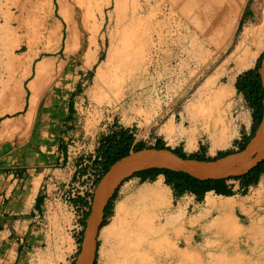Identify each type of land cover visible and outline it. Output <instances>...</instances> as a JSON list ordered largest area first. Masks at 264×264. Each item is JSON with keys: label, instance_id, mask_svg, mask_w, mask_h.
Here are the masks:
<instances>
[{"label": "rangeland", "instance_id": "rangeland-1", "mask_svg": "<svg viewBox=\"0 0 264 264\" xmlns=\"http://www.w3.org/2000/svg\"><path fill=\"white\" fill-rule=\"evenodd\" d=\"M174 2L175 0H0V97L8 96L10 92L15 93L18 87L25 88L31 81L50 82L52 86L56 82L73 81L82 65L96 53L99 55L80 75L83 95L78 107L80 122L77 124L78 135L75 138L79 144H72L71 152H76L77 148L83 145L85 162L74 171V178L71 179L75 180L74 183L59 195L61 200L53 202L56 203L53 208L36 224V233L29 236L33 239L34 249L25 259L30 260V264L76 263L91 212L90 210L84 226L87 204L92 207L102 178L106 175L90 161L91 157L96 155V149L103 136L122 128L128 129L135 142L143 145L145 149L162 141L167 148L181 149L187 157L196 154L210 159L216 157L219 152L230 153L219 159L218 163L232 157L240 158L246 151L249 144L243 152H239L238 142L250 134L252 118L249 104L242 94L237 92L234 81L230 83L225 100H217L216 94L221 87L229 84V79L235 72V59L239 54L237 47L242 31L253 18L251 16L248 20L235 22V16L239 13L236 6L239 0H201V9L198 12L200 29L197 34L200 43L197 41L195 52L192 50L193 40H188L180 15L169 9ZM176 2L179 7L181 1ZM253 2L254 0H248V6ZM247 11L248 8H244L243 14ZM249 14L251 15L250 11ZM121 25L126 26H123L124 31L132 28L131 30L136 32L133 34L139 41L140 50L142 48V63L140 69L135 72L134 83L127 90L124 100L115 106H105L101 110L94 99L98 94L94 76L97 67L106 61L111 43L118 42L125 33L123 30L121 33ZM26 52L30 55L32 52H40L43 55L34 60L40 71L35 67V72H23L26 65L23 55ZM250 52L253 51L250 49ZM263 53L264 51L261 54ZM259 56L254 58L250 68L236 74L235 79L243 72L253 69ZM241 106L247 108L249 122L248 135L242 136L239 134L240 127L237 123ZM20 107L22 106L15 99L0 102V119L22 113ZM14 109L13 113L9 112ZM216 110L226 113V124L222 128L216 122ZM31 119L32 115L28 121ZM34 133L35 131H32L30 139L34 144H38L40 138ZM43 140V145L53 143L48 138H45V142ZM141 183L147 185L152 182L139 180L136 186ZM227 184L232 187V195L221 196L211 191L212 197L217 202H242L243 207L247 209L250 200L257 193L264 194V172L257 182L248 186H243L240 181L234 179L227 181ZM163 185L168 187L164 182ZM205 196L206 194L186 215L174 211L177 218L174 217L171 221L169 229L173 232L169 234V243L178 240L183 243L188 233L179 229L183 226L181 222L184 221L192 227L194 221H198L203 233L199 242L206 249L207 241H212L215 233L212 225L215 224L218 211L206 205ZM114 199L115 197L112 205ZM234 211V216L244 218L241 209L237 207ZM149 215L153 216L154 213L144 209L121 215L115 233L119 230L128 231L135 236H141V240H146L152 235V226L144 223L141 216ZM110 220H107V223L113 222V218ZM88 222L90 223V220ZM156 225L158 227L159 223ZM97 232L95 264H105L100 255V250L105 244L101 236L102 229ZM108 240L110 241V238ZM173 263L176 264V261H171L170 264ZM160 264H163V261Z\"/></svg>", "mask_w": 264, "mask_h": 264}, {"label": "bare ground", "instance_id": "bare-ground-1", "mask_svg": "<svg viewBox=\"0 0 264 264\" xmlns=\"http://www.w3.org/2000/svg\"><path fill=\"white\" fill-rule=\"evenodd\" d=\"M84 2H86V0H84ZM261 2L262 5L260 6L259 12L252 19L248 27L244 28L242 31L241 41L237 47V52L239 54L235 59V72L230 77L229 84L218 90L216 94L217 100H222L225 97L227 91L229 92L230 83L234 81L236 74L242 72L244 69L250 68L254 58L264 49V0ZM104 3L106 2L104 1ZM121 24L123 23L121 22ZM131 29L128 31H124V28L121 30L119 29L121 33L123 31L125 33L122 34V36L118 33L121 36L119 41L111 43V50L106 61L101 62L96 69L94 85L97 87L98 94L94 99L97 107L101 110L105 106H115L124 100L127 90L132 87L134 83L135 72L140 69L139 67L141 66L143 58L141 52L142 48L140 50L139 41L136 35L133 34V29ZM141 30L142 29H140V31ZM140 33L141 32H139V35ZM197 44L198 42L193 40L192 50H196ZM250 49L253 52H250ZM97 55L98 53L82 65L76 77H79L97 60ZM39 68L40 67L37 68L38 71H40ZM262 83L264 85V66L262 68ZM33 101L34 100H32L30 109L26 115L27 120H29L30 116L33 114ZM14 111L15 109L9 110L10 113ZM217 112L218 119L216 122L220 124L222 128L226 124V113L224 111ZM222 137L225 138L224 135H222ZM225 140L227 139L225 138ZM263 157L264 121L240 158L232 157L221 163H218V160H216L211 164L204 165L194 161L180 160L164 150H147L135 152L129 157L116 162L100 183L95 199L94 215L89 219L90 223L86 230L82 250L77 257L76 264H91L95 248L94 238L97 233V225L102 219L103 206L116 183L133 170L137 168L161 167L175 171H185L200 178L219 177L228 173L245 172ZM211 194V192L207 194L205 202L208 207L218 211V216L215 224L212 225L215 230L213 239L210 242L207 241L208 246L206 249L199 242L203 233L200 227L201 224L198 221H194L193 227H195V230L185 235L183 243H181L180 240L169 243V234L173 232V230L169 229L170 225H172L171 221L174 217H177L174 214L175 210L172 209L170 201H168V190L162 186L161 181H157L151 186H142L139 189L140 198H150L154 201V205L151 207L152 210H154V215L141 216L143 217L142 221L144 223L146 222L152 226L150 231V235H152L150 237L148 236L146 240H141V236H135L128 231L122 232L119 230L116 234V227L120 220L117 214V217L114 218L110 225L102 228L101 236L104 238L105 244L100 250L101 259L105 260V264H160L161 261H163V264H170L171 261H176V264H264V194L257 193V195L250 200V205L247 209L243 207L242 202H217ZM237 207L241 209L244 216L243 219L234 216L233 212H235L234 210ZM145 218L148 219L144 220ZM157 223H159L158 227L156 225ZM182 227L179 229L181 230ZM109 238L110 241L108 240Z\"/></svg>", "mask_w": 264, "mask_h": 264}, {"label": "crops", "instance_id": "crops-1", "mask_svg": "<svg viewBox=\"0 0 264 264\" xmlns=\"http://www.w3.org/2000/svg\"><path fill=\"white\" fill-rule=\"evenodd\" d=\"M180 1L179 7L176 6L175 0L169 9L180 15L188 40L196 39L200 43L197 34L200 29L198 12L201 9V0ZM247 1L239 0V4L236 5L239 13L235 16V22L241 19L248 20L251 16L254 18L259 12L262 0H254L250 7ZM245 6L248 11L243 14ZM263 51L264 49L257 56ZM40 55V52H32V55L26 52L23 55L26 60L24 66L26 74L35 72L37 63L34 60ZM69 82H56L52 86L50 82L33 81L25 88L18 87L15 93L10 92L8 96L0 97L1 103L15 99L22 106L20 108L23 111L12 117L0 119V264H30V260L25 259V256L34 249L33 239L29 236L36 233L35 230H38L36 224H39L44 214L53 208L56 204L53 202L61 200L59 195L66 192L68 186L74 183L75 180H71L74 178V171L85 162L83 145L78 147L76 152H71L72 144H79L75 138L78 135L77 124L80 122L78 107L83 95V84L80 76ZM235 82L236 79L234 84ZM32 100H34L33 114L31 121H28L26 115ZM240 109V118L237 120L240 127L239 134L248 135V110L244 106ZM32 131H35L34 135L40 138L38 144H34L30 139ZM45 138L49 141L51 139L53 143L41 144L43 139L45 142ZM94 157L95 155L90 161H93ZM124 180L127 181L121 182L115 189L111 216L107 220L112 218L114 220L117 214L120 218L121 215L125 216L136 209L153 212L151 207L154 201L150 198H140L139 189L144 185L151 186L157 181H161L162 186L168 190V201L175 211L186 215L190 209L197 206L196 203H199L190 194L175 199L172 191L163 185L162 175L157 176L147 185L141 183L136 186L137 181L141 180L138 177ZM208 193L210 192H207L206 196ZM183 222L181 225L184 231L190 233L195 230V227Z\"/></svg>", "mask_w": 264, "mask_h": 264}, {"label": "trees", "instance_id": "trees-1", "mask_svg": "<svg viewBox=\"0 0 264 264\" xmlns=\"http://www.w3.org/2000/svg\"><path fill=\"white\" fill-rule=\"evenodd\" d=\"M263 56L264 53L259 56L256 66L253 69H249L238 75L234 84L237 92L242 94L245 101L249 104L252 118L250 134L247 137L242 138L241 142H238V144L240 143L238 149L239 152H243L246 149L247 144L254 137L255 132L262 121L264 91L260 78V63ZM143 149H145V147L135 142L133 134H131L128 129L120 128L114 132H111L110 134L103 136L100 139L99 145L96 149V155L93 159V164L96 168L98 167L102 174H105L112 165L122 158L128 156L132 152H138ZM148 149L171 150L170 148L165 147L162 141H158L155 146ZM172 151L179 157L186 158V155L181 149L177 148ZM229 154V152H219L216 157L210 159H206L205 157L196 154L190 155L188 157L197 161H216L228 156ZM263 172L264 160H262L244 175L222 179L200 180L182 171L156 167L138 171L131 177H138L142 181L152 182L157 176L162 175L164 177V184L172 190L175 199L185 194H191L195 196L197 201H202L204 195L211 191L217 195L230 196L232 195V187L227 184V181L234 179L240 181L243 186H248L257 182ZM115 195L116 191H114L111 198L104 207L99 229L107 224V218L111 216L112 200ZM87 208L88 211L84 213V226L91 210L89 204H87ZM96 253L97 251L95 252V257L97 255ZM95 259L92 264H95Z\"/></svg>", "mask_w": 264, "mask_h": 264}, {"label": "water", "instance_id": "water-1", "mask_svg": "<svg viewBox=\"0 0 264 264\" xmlns=\"http://www.w3.org/2000/svg\"><path fill=\"white\" fill-rule=\"evenodd\" d=\"M263 66H264V57H263V59H262V63H261V66H260V78H261V83H262V68H263ZM262 87H263V91H264V85H263V83H262ZM263 121H264V95H263V116H262V121H261L259 127L257 128L255 134H256L257 131L259 130V128H260V126L262 125ZM254 136H255V135H254ZM248 144H249V143H248ZM248 144H247V145H248ZM147 150H157V149H143V150H140V151H138V152L147 151ZM161 150H164L165 152H168L169 154H171L172 156H174V157H176V158H178V159H180V160L194 161V162H196V163H201V164H204V165H205V164H211V163L215 162V161H197V160H194V159H190V158L187 157V156H186V158H182V157H179L178 155H176L175 153H173L172 149H171V150L161 149ZM134 153H135V152H132V153H130L128 156H126V157H124V158H127V157H129L131 154H134ZM136 153H137V152H136ZM124 158H122V159H124ZM122 159H121V160H122ZM121 160H119V161H121ZM262 160H264V157H263L262 159H260L259 161H257L253 166H251V167H250L248 170H246L245 172H242V173H228V174H226V175H224V176H219V177H204V178H200V177L194 176V175H192V174H190V173H188V172H185V171H182V172H185V173L191 175L192 177L197 178V179H200V180L222 179V178H228V177H233V176L244 175V174H246L248 171H250L252 168H254V167H255L258 163H260ZM119 161H118V162H119ZM112 166H113V165H112ZM112 166H111V167H112ZM111 167H110V169H111ZM149 168H151V167H149ZM156 168H161V167H156ZM110 169L108 170V172L110 171ZM144 169H147V168H137V169L133 170L131 173H129L128 175L122 177V178L116 183V185L114 186V188H113L111 194H110L109 197L107 198V201H106L105 205L103 206V209H102V215H103L104 207L106 206L108 200L110 199V197L112 196V194L114 193V191H115V189L118 187V185H119L124 179L129 178V177L133 176L134 173H136V172H138V171H141V170H144ZM108 172H107V173H108ZM107 173H106V174H107ZM102 179H103V178H102ZM100 182H101V181H100ZM95 201H96V200H95V197H94L93 205H92V207H91V212H90V215H89V217H88V220L91 219L92 216L94 215V211H95V209H94ZM88 220H87V224H86V230L88 229V226H89V222H88ZM101 221H102V219H101ZM101 221H100V222L98 223V225H97V230H96V232H97L98 229H99V226H100V224H101ZM86 230H85V235H86ZM97 233H98V232H97ZM97 233L95 234V238H96ZM84 238H85V237H84ZM95 238H94V239H95ZM83 242H84V240H83ZM82 245H83V244H82ZM81 250H82V247H81ZM95 252H96V243H95L94 254H93V258H92L91 264L93 263V259H94ZM76 262H77V261H76ZM75 264H76V263H75Z\"/></svg>", "mask_w": 264, "mask_h": 264}]
</instances>
